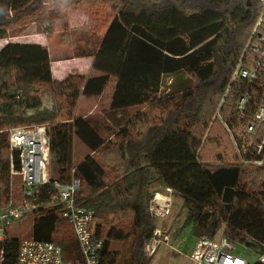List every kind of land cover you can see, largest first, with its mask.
<instances>
[{
  "label": "trees",
  "instance_id": "trees-1",
  "mask_svg": "<svg viewBox=\"0 0 264 264\" xmlns=\"http://www.w3.org/2000/svg\"><path fill=\"white\" fill-rule=\"evenodd\" d=\"M70 8L93 14L91 28L69 30L68 44L74 57H92L100 75L73 72L54 80L46 47L11 41L0 48L1 199L8 198L10 156L19 169L8 131L44 125L59 178L78 177L75 205L94 211L90 229L102 240L100 264H150L143 252L156 227L150 202L165 188L181 199L195 237L221 234L258 259L264 256V148L257 154L253 146L262 134L252 138L245 131L264 80L229 84L259 13L258 0H69L67 6L61 0H0V39L14 37L10 30L27 19L53 33L58 18L52 11ZM179 73L191 83L174 89L171 81L161 96L163 78ZM109 87L107 115L118 118L119 138L111 174L95 157L108 144L96 124L77 113L81 97L100 96ZM246 91L240 113L237 100ZM143 105L163 109L157 124L140 112L121 123ZM139 124L145 127L139 130ZM74 138L89 150L75 166ZM32 215V239L57 244L65 261L79 259L59 208ZM20 242L7 236L0 243L3 264H16ZM114 242H128L125 262Z\"/></svg>",
  "mask_w": 264,
  "mask_h": 264
},
{
  "label": "built area",
  "instance_id": "built-area-1",
  "mask_svg": "<svg viewBox=\"0 0 264 264\" xmlns=\"http://www.w3.org/2000/svg\"><path fill=\"white\" fill-rule=\"evenodd\" d=\"M258 4L259 13L231 72L229 84L235 80H244L248 84L264 80V0H258ZM247 98L248 91L237 100L236 108L240 113L245 110ZM245 131L252 138L262 134L259 143H251L260 154L264 148V94L249 116ZM8 141L9 150L17 154L19 164V169L14 170L10 156V176H18L20 184L17 198L10 195L4 200L0 197V243L7 238L8 229L14 221L39 209L57 207L72 231L79 259L65 261L57 244L30 238L20 242L16 264H100L102 240L90 229L94 211L75 205V194L80 184L78 177L71 175L67 180L54 177L53 154L46 126L13 127L8 131ZM253 163L260 165L261 160ZM165 191L173 192L169 188H165ZM170 200L160 192L155 193L150 202L152 216L156 219L166 218ZM169 241V236L156 226L144 245V256L152 258L158 244L177 252ZM259 259L264 262V256ZM188 260L189 264H246V260L235 253V244L221 234L214 238L199 236ZM0 264H3L2 251Z\"/></svg>",
  "mask_w": 264,
  "mask_h": 264
},
{
  "label": "rangeland",
  "instance_id": "rangeland-1",
  "mask_svg": "<svg viewBox=\"0 0 264 264\" xmlns=\"http://www.w3.org/2000/svg\"><path fill=\"white\" fill-rule=\"evenodd\" d=\"M76 11V12H74ZM57 15L58 18V28L53 33L45 32L46 27L36 25L31 21V19H27L24 22V25L14 26L10 30L11 34H16L14 37H8V39H13V43L20 44H34L35 41H43L44 47H46L48 53L51 55V62L62 61L70 59L74 53L72 52V48L69 46V30L79 29L82 26L85 28H91L93 25L92 19L93 14H87L85 11L81 9H68L65 11H52ZM86 15L89 20L85 21L83 16ZM46 15L41 16L40 19H45ZM78 21H80L79 24ZM42 25V24H41ZM71 25H76L71 26ZM6 39H3L6 41ZM3 40H0V46L4 43ZM9 41V40H8ZM55 64V63H54ZM69 65V64H68ZM73 70L72 64L70 66ZM87 71L92 73L93 76H98L100 73L95 70ZM171 81L172 88H176V84L179 85L181 83H191L188 76L183 73H179L174 76H166L163 78L162 86H161V96H165L168 94L169 86ZM109 95H110V87L105 91V93L101 97L94 98H84L78 102V113L81 115H85L96 124L97 131L99 135L104 139L105 144L107 143V148H103L96 154L97 160H101L106 168V171L111 174L114 169L116 152L113 144L119 142V138L115 136V133L118 130L116 127L115 120L118 119L113 117L111 119L108 114L109 107ZM46 106H49V101H44ZM162 108H153L151 106L143 105L137 108H133L124 115L122 119L119 118L121 123H124L126 119L134 116L135 113H144L146 114V118L150 121V124H157L159 117L163 115ZM119 121V122H120ZM29 126V125H26ZM145 127L144 124H139L136 128L141 130ZM134 134V130H132ZM73 166L82 161L88 154L89 150L76 138L73 140ZM111 167V169H110ZM53 174L54 177L59 178V175L55 171V166H53ZM19 184L20 179L18 176H10L9 185H8V197L12 195L17 198L19 194ZM167 193V194H166ZM160 194L163 196H167L171 198L170 200V209L169 213L164 219L155 218V224L158 228H160L163 232L168 230L172 235H175V231L180 233L178 236L171 239L169 242L172 244L173 249H175L178 253L172 252L167 247L162 244H158L155 248V252L152 258L149 259L150 264H189L188 257L194 249L195 243V235L192 234V225L191 223L185 224L187 218V211L184 208L181 199L174 193L166 192L165 189L160 191ZM163 221V222H162ZM32 224H33V215H27L26 217L14 221L9 229L8 236L13 238H18L20 241L27 240L31 238L32 234ZM175 229V230H172ZM219 236L220 234H216ZM218 238V237H217ZM178 244V245H177ZM128 242H114L113 248L119 252L120 261L125 262L128 256ZM177 245V247H176ZM183 253V254H182ZM235 253L250 263L258 261V256L251 252L249 249L244 248L240 245H235ZM186 256H185V255ZM71 257V256H70Z\"/></svg>",
  "mask_w": 264,
  "mask_h": 264
},
{
  "label": "crops",
  "instance_id": "crops-1",
  "mask_svg": "<svg viewBox=\"0 0 264 264\" xmlns=\"http://www.w3.org/2000/svg\"><path fill=\"white\" fill-rule=\"evenodd\" d=\"M74 12H76V11H74ZM77 22L79 24H82L78 20H77ZM71 26H74V25H71ZM0 40H3V39H0ZM8 40L7 39H6V41L3 40L4 43H2V45L0 46V48L2 46H4L7 42H11L13 39H8ZM34 44L41 45V46H45L43 41H35ZM50 56L51 55L49 54V57ZM50 59H51V57H50ZM92 63H93V58L92 57H74V56H72L70 59L66 60L65 62H62V61H59V60H58V62L57 61L56 62H51V75H52V78L54 80L64 79L66 76H68L69 74H71L73 72H78V73L83 74L85 76H93L92 73H89V71H87L89 69V67L92 69ZM71 64H72V67L75 66V67H73V70L70 67H68ZM104 93L105 92H103L100 96H97L96 98L101 97ZM81 98L79 99V101L81 100ZM92 98H94V97H92ZM109 99H110V96H109ZM77 113H78V110H77ZM83 116H85V115H83ZM172 230H175V229H172ZM175 232H176L175 235L174 234L172 235L168 230L167 231L165 230L163 233L164 234H167L169 236V238H170V241H171V239H173L174 237H176V236H178L180 234V233H178V231H175ZM197 238L198 237H195V242H196ZM194 245H195V243H194ZM172 252H174V251H172Z\"/></svg>",
  "mask_w": 264,
  "mask_h": 264
},
{
  "label": "clouds",
  "instance_id": "clouds-1",
  "mask_svg": "<svg viewBox=\"0 0 264 264\" xmlns=\"http://www.w3.org/2000/svg\"><path fill=\"white\" fill-rule=\"evenodd\" d=\"M61 3H62L63 6H67L68 3H69V0H61ZM0 14H3V13H0ZM83 19H84L85 21H88V20H89V18H88L86 15L83 16ZM75 26H76V25H74V27H75Z\"/></svg>",
  "mask_w": 264,
  "mask_h": 264
}]
</instances>
